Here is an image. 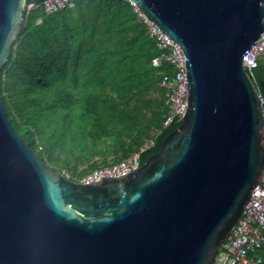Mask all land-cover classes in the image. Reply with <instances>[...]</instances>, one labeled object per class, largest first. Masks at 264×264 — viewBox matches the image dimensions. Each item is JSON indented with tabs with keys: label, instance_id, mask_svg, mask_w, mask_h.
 <instances>
[{
	"label": "water",
	"instance_id": "water-1",
	"mask_svg": "<svg viewBox=\"0 0 264 264\" xmlns=\"http://www.w3.org/2000/svg\"><path fill=\"white\" fill-rule=\"evenodd\" d=\"M182 49L186 103L138 166L80 182L45 167L0 95V264H212L263 179L256 89L241 63L264 0H129ZM40 0H0V68Z\"/></svg>",
	"mask_w": 264,
	"mask_h": 264
},
{
	"label": "trees",
	"instance_id": "trees-1",
	"mask_svg": "<svg viewBox=\"0 0 264 264\" xmlns=\"http://www.w3.org/2000/svg\"><path fill=\"white\" fill-rule=\"evenodd\" d=\"M129 0H74L45 13L32 5L0 68V95L14 130L45 167L79 180L143 141L155 152L179 122L163 126L158 53ZM250 80L264 99V60Z\"/></svg>",
	"mask_w": 264,
	"mask_h": 264
},
{
	"label": "built area",
	"instance_id": "built-area-1",
	"mask_svg": "<svg viewBox=\"0 0 264 264\" xmlns=\"http://www.w3.org/2000/svg\"><path fill=\"white\" fill-rule=\"evenodd\" d=\"M74 0H40L43 12H55L65 6H71ZM133 5L137 18L144 24L145 33L159 50L151 57L152 66H165L159 71L158 85L163 91V126L171 122H180L186 103V80L184 55L180 46L161 31ZM264 60V30L254 40L251 47L242 54L241 63L250 78L251 70ZM260 114L264 132V99L259 92ZM153 144V138H146L136 151L110 164H103L85 173L77 181L90 182L98 176H117L140 164V154ZM264 172V171H263ZM212 264H264V173L259 184L252 187L242 213L218 247Z\"/></svg>",
	"mask_w": 264,
	"mask_h": 264
}]
</instances>
